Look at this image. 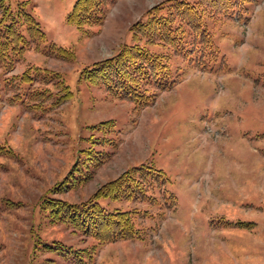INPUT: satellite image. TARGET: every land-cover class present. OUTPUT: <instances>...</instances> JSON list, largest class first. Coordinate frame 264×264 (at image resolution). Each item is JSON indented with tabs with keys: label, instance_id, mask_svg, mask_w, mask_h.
Returning <instances> with one entry per match:
<instances>
[{
	"label": "rangeland",
	"instance_id": "rangeland-1",
	"mask_svg": "<svg viewBox=\"0 0 264 264\" xmlns=\"http://www.w3.org/2000/svg\"><path fill=\"white\" fill-rule=\"evenodd\" d=\"M12 1L27 2L46 40L32 42L11 71L0 65V264H264V0L244 1L240 18L208 22L218 57L205 67L199 55L191 64L168 51L178 81L151 89L155 101L139 111L80 74L133 44L132 26L166 0H114L104 23L86 31L66 21L75 0ZM35 68L59 73L72 97L56 105L64 90L43 76L22 84ZM40 89L43 112L29 96ZM109 121V130L92 129ZM91 138L101 163L84 156ZM143 164L165 173L149 192L159 205L100 201L137 210L138 238L81 257L97 241L53 223L43 202L81 203Z\"/></svg>",
	"mask_w": 264,
	"mask_h": 264
},
{
	"label": "trees",
	"instance_id": "trees-1",
	"mask_svg": "<svg viewBox=\"0 0 264 264\" xmlns=\"http://www.w3.org/2000/svg\"><path fill=\"white\" fill-rule=\"evenodd\" d=\"M112 1L114 0H75L66 21L84 31L101 26L105 21L107 5ZM244 1L246 0H199L190 3L185 0H166L148 10L145 20H139L132 26L133 44L124 45L116 55L85 68L80 78L90 85L104 87L114 98L130 101L139 111L155 101L156 94L151 89L164 91L172 88L178 81V78L173 77L167 52L172 51L173 55L183 57L191 64L195 63L194 57L199 55L201 61L198 65L201 67H205L209 56L215 61L218 54L213 46L208 22L214 20L222 23L242 17L239 12L245 8ZM12 2L0 0V65L8 71L15 67L17 60L30 48L32 42L40 44L46 40L40 23L27 9V2H15V7ZM155 46L164 49V52H152L151 48ZM55 50L65 58L70 53L62 47ZM38 71L35 68L32 70L34 73L28 70L22 74V84L31 87L38 76H43L48 82L56 80L64 90L56 105L72 97V92L64 86L59 73L43 70V75H40ZM29 96L34 102V111L46 110L38 103L46 96L44 90L32 91ZM113 127L114 122L109 121L92 129L104 131ZM90 141L91 148L84 151V156L88 160L95 158L96 163H101L104 158L101 155L96 157L94 149L99 142L95 138ZM8 154L14 156L12 151ZM78 166L80 162L75 166L76 170ZM66 181L58 185L59 191L68 187ZM161 182H166L164 171L153 165L143 164L104 184L93 196L81 203L47 198L43 202V208L48 211L53 223L65 224L75 232L97 241L98 245L91 249L78 250L81 257L86 255L91 261L99 246L136 239L140 232L134 221L139 214L137 210H109L103 208L100 201L109 199L113 202H149L154 206L159 205V200L149 196V192L155 184H162ZM159 216L163 219L164 213ZM78 263L88 264L84 261Z\"/></svg>",
	"mask_w": 264,
	"mask_h": 264
}]
</instances>
